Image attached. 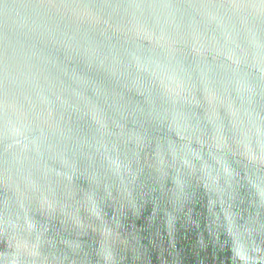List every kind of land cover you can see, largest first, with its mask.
<instances>
[{"label":"clouds","instance_id":"clouds-1","mask_svg":"<svg viewBox=\"0 0 264 264\" xmlns=\"http://www.w3.org/2000/svg\"><path fill=\"white\" fill-rule=\"evenodd\" d=\"M38 7L46 16L37 37L45 48L59 55L65 43L61 36L67 38L60 26L71 24L68 46L86 67L93 57L103 64L105 47L119 45L135 70L124 73L125 79L131 77L133 85L143 82L147 91L144 106L136 110L134 132L126 131L129 121L123 113L118 122L94 116V125L85 123L75 131L41 117L47 129L38 122L35 129L22 126L19 135L6 119L0 135V264H125L129 254L138 261L141 237L130 218L151 203L153 216L162 212L171 231L199 187L209 195L213 243L230 247L232 264H264V174L247 177L255 198L239 209L238 173L225 162L222 149L220 155L211 147L205 152L199 121L185 110V93L191 90L186 70L161 53L165 63L156 65V79L143 77L135 24L113 28L92 12L114 11L116 5L40 0ZM231 7L243 23L264 25V0H239ZM29 129L35 134H27ZM245 142L249 162L264 164V129L253 123ZM214 230H222L225 239ZM199 243L205 246L203 235Z\"/></svg>","mask_w":264,"mask_h":264},{"label":"water","instance_id":"water-1","mask_svg":"<svg viewBox=\"0 0 264 264\" xmlns=\"http://www.w3.org/2000/svg\"><path fill=\"white\" fill-rule=\"evenodd\" d=\"M59 2V0H56ZM118 7L97 10L113 28L135 24L136 45L140 49V74L156 79V65L167 57L186 70L188 85L185 110L196 116L204 150L212 148L238 173L235 182L237 207L243 209L255 198L247 177L264 174V164L250 163L245 132L253 123L264 129V25L245 24L231 5L239 0H94ZM40 0H0V135L6 119L16 125L35 129L41 117L61 130L75 131L85 123L95 124L93 117L111 116L120 120L123 113L128 132L137 131L132 124L139 118L137 109L144 106L143 82L128 83L124 73L135 72L119 45L104 53L103 64L93 57L86 67L69 42L73 26L63 24L60 31L67 38L59 55L38 40L46 23ZM154 5L126 9L128 4ZM111 13V15H109ZM134 13V15H133ZM51 27V26H49ZM126 31V28H125ZM121 39L124 33L118 34ZM111 43L116 45L117 40ZM114 124L109 122V130ZM29 129L27 134L35 133ZM119 130V129H116ZM21 139L23 137L21 136ZM226 142V144H225ZM209 195L197 189L169 231L163 213L152 214L148 203L139 217L129 224L141 237L142 256L125 264H232L230 247L221 248L209 236ZM220 209L217 208L216 212ZM220 239L224 240L222 234ZM203 235L205 246L199 243Z\"/></svg>","mask_w":264,"mask_h":264}]
</instances>
